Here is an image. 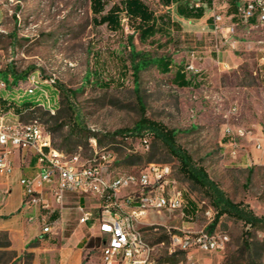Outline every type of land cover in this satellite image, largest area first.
<instances>
[{"label":"rangeland","instance_id":"374dc122","mask_svg":"<svg viewBox=\"0 0 264 264\" xmlns=\"http://www.w3.org/2000/svg\"><path fill=\"white\" fill-rule=\"evenodd\" d=\"M117 1L106 0V10ZM145 1L167 19L165 30L148 39H141L125 14H121L123 27L119 30L96 24L91 0H0V80L6 82L7 90L22 91L32 73H38L43 83L55 80L46 89L59 119L52 118L42 106L20 116L26 123L32 119L43 123L55 148L85 159L92 157L87 137L70 138L69 126L58 127L61 121H77L86 136L95 135L99 147L114 154L116 159L106 171L109 174L138 171L150 163L149 156L152 162L174 168L188 190L187 216L168 211L149 215L143 233L154 247L155 258L179 252L171 253V234L180 229H206L229 234L224 249L183 251L170 263L248 264L251 244L264 264V227L251 229L226 214L215 223L217 210L208 193L180 175L179 161L162 143L147 131L141 135L135 129L143 113L172 129L177 144L190 154L194 164L207 171L226 198L264 216V153L257 147L264 145V23H241L232 15L235 0H213V4L186 0L189 5L205 3L201 20L181 16L177 4ZM214 13L223 16L218 33L220 51L214 47L210 19ZM232 25L235 29L228 30ZM137 52L144 53L150 63L135 59ZM161 60L171 61L167 71ZM135 64H139L138 71L132 70ZM189 65L194 68L189 69ZM178 71L190 85L180 84ZM15 75L19 77L15 79ZM45 100L38 90L24 96L20 105L29 109ZM239 129L245 131L243 136L237 134ZM130 156L136 159L134 164L128 163ZM19 186L15 181L11 201L18 199ZM46 214L51 216L49 211ZM162 234L168 238L158 241ZM6 236L0 231V244ZM97 239L95 251L101 255V234ZM8 251L0 247V264H30L29 253L18 257Z\"/></svg>","mask_w":264,"mask_h":264},{"label":"built area","instance_id":"2783aa9c","mask_svg":"<svg viewBox=\"0 0 264 264\" xmlns=\"http://www.w3.org/2000/svg\"><path fill=\"white\" fill-rule=\"evenodd\" d=\"M195 6H201L196 3ZM245 25L264 23V0H240L235 15ZM213 31L215 49L220 51L218 33L222 28L223 16L214 13ZM126 19V18H125ZM235 25L228 27L233 31ZM226 38V37H225ZM193 69V65L188 66ZM29 85L23 94H36L41 91L45 101L39 106L52 115L56 114L47 86L55 80L40 81L38 73L28 76ZM7 84L0 80V89L6 90ZM10 117L14 118L10 122ZM227 132H231L227 129ZM237 134L243 136L245 131L239 129ZM94 154L82 158L78 153H66L52 144V135L38 119L23 122L13 109L0 111V176H9L13 172L11 156L15 150L33 151L37 158L38 170L31 176H22L20 183L24 188L23 208H37L43 216V231L52 232L50 216L59 207H63L68 192L97 199L98 205L93 208L77 203L80 214L79 222L88 223L96 220L102 237L101 264H171L160 262L153 254L154 247L149 244L143 233L149 215L163 212L177 213L182 218L187 189L179 179L174 168L168 163L151 162L138 171L107 173L115 161L114 154L99 147L95 135L89 137ZM257 147L264 153V145ZM50 190L57 207L45 196ZM80 200V199H79ZM35 219L33 214L28 218ZM171 234V253L173 251L200 250L214 252L225 248L230 236L227 232H214L206 229L186 230Z\"/></svg>","mask_w":264,"mask_h":264},{"label":"trees","instance_id":"16d2710c","mask_svg":"<svg viewBox=\"0 0 264 264\" xmlns=\"http://www.w3.org/2000/svg\"><path fill=\"white\" fill-rule=\"evenodd\" d=\"M162 1L166 6L177 4V12L186 18L200 19L205 15V8L203 6L189 5L185 2L186 0ZM206 1L210 4L212 0ZM235 6L236 1L233 2L232 7L235 8ZM106 7V0H91V8L94 13L93 19L96 24H106L112 30H119L123 27V18L121 17V14H125L127 23L139 32L141 39H148L165 30L167 19L165 20L164 15L158 16L145 0H118L117 2H114L108 10H106ZM136 56L135 59H141L142 63H150L149 58H147L144 53L137 52ZM161 63L163 70L166 71L172 64L169 60H161ZM138 65L139 64L133 65L132 70L138 71L140 69ZM124 67L126 71L129 70L127 66L124 65ZM18 77L16 76L15 79ZM176 78L179 79L180 84L183 86L191 84V81L186 80V77L179 71L176 74ZM53 90L56 92V89ZM19 94H21V92L13 88L8 90L0 89V108L2 107L0 111L6 113L13 109L16 116L20 118V116L26 112H34V109L39 107V105H36L31 106L29 109L23 108V106L20 105V102L24 99V96L28 94H23L17 98ZM52 118L59 119V116L56 117L55 115H52ZM65 126L70 127L69 134L67 135L70 136V138L74 135L80 138L85 136L89 139L90 137L86 136L83 126L77 121L73 123L70 121H61L58 127L63 129ZM135 129L140 131L141 135H144L143 133L147 131L149 135L162 143L167 151L179 161L180 175L183 176L184 179L190 181L194 186H199L208 193L217 210L215 223L222 215L226 214L244 221V223L251 229L264 227V216H257L252 210H248L243 208L240 204L232 202L220 192L218 186L209 178L207 171L203 167L194 164L190 154L177 144V139L172 129H169L161 122L148 118L145 116V113L142 114L140 121L136 123ZM58 149L62 150V148ZM140 159L142 158L140 157ZM152 159V156H149L148 162L151 163L153 161ZM127 161L130 164H134L136 159H134V156H130ZM195 208L196 207H194V210ZM54 213L55 212L51 214L50 219L55 215ZM213 227L214 224L210 226V230H213ZM247 233L248 235L250 234V236L252 234L250 230H248ZM166 238H168V235L162 234L158 237V241H164ZM10 246L11 242L6 236V241L1 243L0 247L8 249V252L16 254V251L11 250ZM254 251L255 248L250 244L247 257L248 264H262L261 260L257 258V255L254 254ZM178 253L184 254L183 251L179 250V252H175L172 256L159 258V261L175 263L177 261L176 255Z\"/></svg>","mask_w":264,"mask_h":264},{"label":"crops","instance_id":"0c3cea01","mask_svg":"<svg viewBox=\"0 0 264 264\" xmlns=\"http://www.w3.org/2000/svg\"><path fill=\"white\" fill-rule=\"evenodd\" d=\"M235 1L233 10L236 13L240 0ZM210 4H213V0ZM210 19L213 20L212 17ZM11 160L13 172L9 176H0V231L7 234L10 249L16 251L18 257L29 253L30 264H101V255L95 251L100 235L99 225L97 221L80 223L76 208L79 201L95 208L97 199L68 192L63 207H58L49 220L52 232L45 233L42 212L37 208H23L24 188L20 183L22 176H31L38 170L37 158L33 151L15 150ZM15 181L20 184L19 197L11 201ZM45 196L52 206L57 207L50 190L45 191ZM33 214L35 219L30 222L28 218ZM43 214L46 215V211ZM64 229L67 230L66 234Z\"/></svg>","mask_w":264,"mask_h":264}]
</instances>
